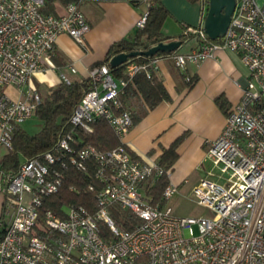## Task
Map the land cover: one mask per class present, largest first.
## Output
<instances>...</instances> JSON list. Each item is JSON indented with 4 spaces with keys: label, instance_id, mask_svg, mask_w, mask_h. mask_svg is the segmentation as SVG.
<instances>
[{
    "label": "built area",
    "instance_id": "2783aa9c",
    "mask_svg": "<svg viewBox=\"0 0 264 264\" xmlns=\"http://www.w3.org/2000/svg\"><path fill=\"white\" fill-rule=\"evenodd\" d=\"M45 1L0 0V147L6 150L12 149L14 128L34 116L42 101L30 82L37 73L55 70L50 56L57 37L65 34L84 46L90 29L81 8L87 0H68L63 6L57 1L55 14L41 11ZM234 1L226 32L216 40L203 30L208 0H200L198 25L183 26L184 35L197 36L194 47L146 64L127 60L121 77L106 64L92 65L91 87L74 106L71 131L62 129L56 148L26 159L15 172L0 167V264H264V0ZM144 24L145 15L136 27ZM225 49L236 52L248 76L220 134L206 142V158L219 169L221 182L204 177L190 191L212 215L178 216L167 204L178 186L168 183L161 206L147 200V188L164 170L127 151L123 138L133 122L120 96L141 71L157 69L160 59L185 71ZM58 77L60 83H71L62 71ZM8 87L16 98L3 91ZM97 120L107 122L120 144L109 150L90 144L78 148L72 130L90 132ZM57 164L82 171L93 167L98 188L89 185L88 190L94 192V211L72 204L61 207L62 217L43 206V198L55 195L61 185ZM111 207L129 210L139 223L121 228ZM100 222L108 237L99 232Z\"/></svg>",
    "mask_w": 264,
    "mask_h": 264
},
{
    "label": "crops",
    "instance_id": "0c3cea01",
    "mask_svg": "<svg viewBox=\"0 0 264 264\" xmlns=\"http://www.w3.org/2000/svg\"><path fill=\"white\" fill-rule=\"evenodd\" d=\"M161 3L168 11L161 28L165 35H178L183 24L198 25L199 1L161 0ZM81 8L90 24L84 46L65 34L59 35L50 56L55 70L37 73L31 79L37 91L60 84L58 71L71 82L87 81L88 69L105 59L114 42L135 34L136 22L147 13L148 1L142 0L134 6L129 0H87ZM191 42L184 51L195 46V41ZM156 67L169 100L159 102L144 113L129 129L123 142L138 160L158 163L164 150L182 137L168 177L169 183L178 186V193H190L204 177L206 142L220 134L228 109L240 99L248 71L236 52L228 49L219 50L214 59H205L198 65L189 64L185 71L178 70L167 58L160 59ZM186 77L194 78L191 85L187 84ZM129 87L134 88V83ZM6 92L12 98L17 97L12 87L6 88ZM7 151L0 154V162ZM3 208L4 197L0 193V213Z\"/></svg>",
    "mask_w": 264,
    "mask_h": 264
},
{
    "label": "trees",
    "instance_id": "16d2710c",
    "mask_svg": "<svg viewBox=\"0 0 264 264\" xmlns=\"http://www.w3.org/2000/svg\"><path fill=\"white\" fill-rule=\"evenodd\" d=\"M57 1L64 5L68 0H46L41 11L45 14H55V2ZM129 1L132 5L137 6L142 0ZM147 1L148 9L145 14L144 27L141 29L136 27V32L133 36L114 42L110 46L105 59L94 65L106 64L109 67L110 59L119 53L145 51L159 42L173 39H179L181 45L190 40L195 41V45L198 43L197 36L192 33L188 35L182 33L176 36L165 35L161 28L164 20L168 16L167 9L162 5L161 0ZM190 1L200 2V0ZM183 26L188 25L183 24L182 27ZM164 54L165 53H157L152 57L137 56L129 58L128 60L146 64L152 58ZM125 64L126 63H123L114 68L109 67L111 73L116 77H121ZM193 81L194 78L191 77L187 84L191 85ZM134 86V88L127 87L124 94L120 96L123 108L131 114L133 124L138 122L144 113L154 108L159 102L169 100V95L161 82L157 69L153 67H147L145 71H141L137 74L134 78ZM90 87L91 84L89 80H87L82 82H71L69 85L60 83L55 88L51 89L37 107L34 115L42 122L41 130L32 135L19 125L16 126L13 131L12 149L8 150L3 156L0 167L6 171L15 172L26 159L41 156L47 151L54 150L62 129L71 131L68 121L72 110L79 102L82 95L88 91ZM219 101L220 100H218V102ZM91 129L92 131L90 132L80 129L72 130L73 137L80 145L78 148L90 144L100 150H109L120 144L119 139L106 121H95L92 123ZM181 140L182 137H179L168 149L164 150L157 163L164 170V174L152 181L147 188V200H149L152 205L161 206L164 204L163 191L169 183V177L165 172L169 171L172 163L177 158L176 147ZM127 151L129 152L128 149ZM132 156L137 159L133 154ZM53 167L61 173V185L55 195L43 198V206L51 208L62 217L64 214L60 212L62 210L61 207L72 204L75 206H83L90 211H94L96 208L94 192L88 190L89 185L98 188V184L93 179L92 175L93 167L89 165L87 171L79 170L71 165L61 168V166L57 164ZM109 213L115 223L126 230L131 229L140 221L139 218L129 210L120 209L118 207H111ZM99 228V232H101L103 237L109 236V230L105 224L100 222Z\"/></svg>",
    "mask_w": 264,
    "mask_h": 264
},
{
    "label": "water",
    "instance_id": "95a60500",
    "mask_svg": "<svg viewBox=\"0 0 264 264\" xmlns=\"http://www.w3.org/2000/svg\"><path fill=\"white\" fill-rule=\"evenodd\" d=\"M235 6L234 0H208L206 14L203 20V30L211 40L222 37L229 25ZM181 46L179 39L159 42L145 51L119 53L109 61V67L114 68L125 63L129 58L137 56L152 57L157 53H170Z\"/></svg>",
    "mask_w": 264,
    "mask_h": 264
},
{
    "label": "rangeland",
    "instance_id": "374dc122",
    "mask_svg": "<svg viewBox=\"0 0 264 264\" xmlns=\"http://www.w3.org/2000/svg\"><path fill=\"white\" fill-rule=\"evenodd\" d=\"M186 1H188L189 3H194L190 0H186ZM182 33H183V27L180 25L178 35ZM189 44H192L191 40L182 44L179 49L181 51H184L187 49ZM215 57L211 59H214ZM207 59H210V58H207ZM56 86L57 85L52 87V89L55 88ZM50 90L51 89H47V90H42L41 88L39 89L38 93L42 100L47 96V93ZM3 91H6V88H3ZM12 92L13 91L11 90L9 91L10 94H12ZM20 127L24 129L25 131H27L28 133L33 135L41 130L42 122L35 116H32L31 118L21 123ZM4 152H5V148H1L0 154H3ZM204 167H205L203 171L204 177H206L210 181L221 182V179H219V177L217 176L219 174V169L213 165V162L210 159L206 158ZM167 204L171 206L174 214L178 216H211L212 215L211 212L207 208L198 205L193 200L191 196V192L190 193H177L167 202Z\"/></svg>",
    "mask_w": 264,
    "mask_h": 264
}]
</instances>
